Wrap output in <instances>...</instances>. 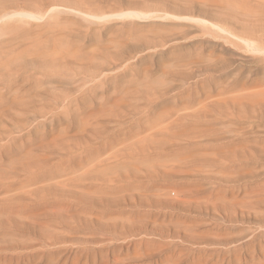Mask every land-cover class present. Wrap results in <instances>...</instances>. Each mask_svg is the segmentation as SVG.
Returning <instances> with one entry per match:
<instances>
[{
    "label": "rangeland",
    "instance_id": "rangeland-1",
    "mask_svg": "<svg viewBox=\"0 0 264 264\" xmlns=\"http://www.w3.org/2000/svg\"><path fill=\"white\" fill-rule=\"evenodd\" d=\"M0 264H264V0H0Z\"/></svg>",
    "mask_w": 264,
    "mask_h": 264
},
{
    "label": "bare ground",
    "instance_id": "bare-ground-1",
    "mask_svg": "<svg viewBox=\"0 0 264 264\" xmlns=\"http://www.w3.org/2000/svg\"><path fill=\"white\" fill-rule=\"evenodd\" d=\"M235 102V101H234Z\"/></svg>",
    "mask_w": 264,
    "mask_h": 264
}]
</instances>
